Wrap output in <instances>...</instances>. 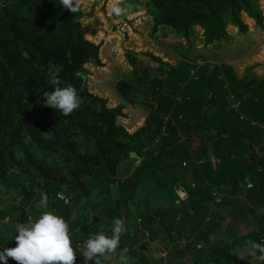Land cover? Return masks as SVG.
Instances as JSON below:
<instances>
[{
	"label": "trees",
	"instance_id": "16d2710c",
	"mask_svg": "<svg viewBox=\"0 0 264 264\" xmlns=\"http://www.w3.org/2000/svg\"><path fill=\"white\" fill-rule=\"evenodd\" d=\"M148 2L156 9L155 31L171 28L189 39L200 26L208 45L229 40V26L244 34L249 33L248 22L264 27L261 0ZM82 17V7L73 14L59 0H0V203L8 196L38 217L43 210L34 205L39 193L47 192V210L68 221L74 247L100 231L111 235L112 221L120 218L125 223L120 249H130V264H152L141 241L146 232L166 248L188 239L174 257L159 261L172 263L178 256L189 264L192 235V245H209L218 213L245 203L240 194L250 202L251 226L259 223L250 235L263 233V239L264 213L256 211L264 205V78L251 69L240 76L227 61L165 66L153 53L126 50L133 68L125 73L127 79L117 81V92L135 105L142 102L147 111L145 124L131 133L118 121L125 116L123 103L110 106L88 84L80 91L84 76L91 73L87 66H103L100 41L110 37L105 27H97L98 33L86 30V37ZM140 55L151 58L158 71ZM49 61L62 66L60 86L72 85L84 100L69 116L43 105L44 92L53 90ZM254 146L260 156L252 153ZM209 149L220 161L216 167ZM133 160L135 169L120 174L119 164ZM236 164L239 170L219 178L222 170ZM204 169L206 177L200 176ZM246 180L254 187L247 189ZM115 186L118 194L113 196ZM215 190L224 195L212 209ZM156 192L160 198L166 194L158 213L142 207ZM15 216L0 207V226L11 227L3 220L12 222ZM219 244L229 248V243ZM15 246L0 236V251ZM82 251L77 248L76 264H84Z\"/></svg>",
	"mask_w": 264,
	"mask_h": 264
},
{
	"label": "rangeland",
	"instance_id": "374dc122",
	"mask_svg": "<svg viewBox=\"0 0 264 264\" xmlns=\"http://www.w3.org/2000/svg\"><path fill=\"white\" fill-rule=\"evenodd\" d=\"M110 0H89L88 4L86 2H83L81 4L83 17H82V25L84 27V32L86 34V30H89L90 28H93V33H98L97 27H105L106 29H109L106 31V35L110 36L109 40L104 39L100 50V57L103 59L106 57L108 60L113 59L114 56L116 57H122L121 60L117 59L114 65L113 70L108 75V78L106 80H101L106 77L107 73H105V77L103 76V73L107 71V67H97L92 64L87 66V68L90 70V74L87 75V78L89 79L88 89L90 92H92V87H99V89H103L104 86H106V90H104V94H108L107 97L111 99V102H109V105L112 106L113 103L117 102L118 104L123 103L126 104V100L119 95L116 89L117 81L120 79H127L128 77L125 75L127 71H130L133 66L130 64L129 59L126 56V50H134L126 48L127 46H130L129 44H137V49L141 50L143 49V37L141 35H144L145 32L149 31V36L152 39L153 43H157V37L156 31L153 29L154 22L153 17L156 13V9L152 4L148 2V0H124V3L132 5L131 15L128 16H121V17H115L113 15H110L108 12ZM261 6L264 11V0H261ZM137 15L139 17H137ZM103 17L105 20H107L110 24V27L104 25ZM135 17V18H133ZM113 18L117 20L118 22H113ZM133 18V19H130ZM120 25L123 32L126 33V37L124 38L123 35L116 32H110V29L116 30L117 26ZM249 25V33H241L240 31L236 30L235 28L229 26V31L231 33V38L226 41L222 42H215L211 45L206 44V49L203 50V46L200 44H194L197 51H195V54H191V50L193 47H191V42H187L188 50L187 57L190 60L195 61L197 64L198 61H200V64L204 66L206 63H214V62H221V61H228V62H236L242 63L244 61L245 57H250L251 53H253L252 49H255L259 47V45H262L264 43V27H261L256 24L255 20L254 22H248ZM131 28V29H129ZM126 30H129L128 32ZM130 30H134L136 33L135 35L131 34ZM138 33V34H137ZM156 34V35H155ZM170 34L176 38L180 34L177 33L175 29H172ZM137 35H140L139 37ZM155 35V36H153ZM87 37V34H86ZM134 37V38H133ZM135 47V46H133ZM135 51V50H134ZM137 52V51H136ZM141 53V52H138ZM144 53V52H142ZM139 57H142L148 61L147 56L140 55ZM105 58V59H106ZM248 61V60H245ZM106 62V61H105ZM107 66V65H106ZM130 69V70H129ZM122 70H126L125 72H121ZM103 72V73H102ZM95 75H97L98 79L95 78ZM101 78V79H100ZM101 80V81H100ZM142 99V97H141ZM144 99V98H143ZM143 101V100H142ZM142 111H146L144 107H142ZM125 116L120 117L118 119L120 124H123L125 127H128L129 132H133V129L130 130L129 122H127V118L129 117V113H126V110H124ZM139 120V119H137ZM140 123V122H139ZM139 123L137 125H139ZM138 165L136 161H129V162H121L119 164V173L120 174H129V172H132L135 167ZM121 179H124V177H121ZM113 196H116L117 193V186L112 187ZM141 193V192H140ZM96 191L93 192L91 195V199H95ZM181 194V191L179 192ZM161 193L156 192V194L152 195V200L149 199V201L144 202L143 208L148 205L150 208L154 210L155 213H158L161 211V206H163L162 203V197H165L166 194L159 197ZM139 198H143L141 196ZM20 200V197L19 199ZM0 207L6 211H11L15 213V220L10 222L9 217H6L3 221L6 223H10L11 227H15L17 223H26L28 215L32 216L33 220L37 219L35 212L31 210L30 207L24 206L20 201L14 202L12 201L8 196H5L3 201L0 203ZM79 211V210H78ZM82 211V210H81ZM81 211L77 214L80 215ZM9 226H0V236L8 238L9 241L15 242L14 238L17 235L15 230H12ZM141 241H144V244L150 245V249H152V252L148 251L146 254L149 258L152 260V264H162L159 259L160 257L167 258V253L161 255L158 254L160 249L159 246L155 248V244L152 243L153 241H150L149 236L145 234H141ZM16 243V242H15ZM186 245V244H185ZM185 245H180L177 247L178 249L185 247ZM4 247H2L3 250ZM1 250V251H2ZM149 250V248H148ZM118 254L117 251L116 254H114L110 260L103 261L102 264H119L118 260ZM158 254V255H157ZM174 255V254H173ZM191 260V259H189ZM82 261L84 262V258H82ZM0 264H3L2 261H0ZM7 264H12V259H8ZM90 264H95V262H90ZM164 264H169L165 260ZM171 264H185L183 259L181 257H176L172 260Z\"/></svg>",
	"mask_w": 264,
	"mask_h": 264
},
{
	"label": "clouds",
	"instance_id": "9594fccd",
	"mask_svg": "<svg viewBox=\"0 0 264 264\" xmlns=\"http://www.w3.org/2000/svg\"><path fill=\"white\" fill-rule=\"evenodd\" d=\"M59 2L66 10L75 14L80 11L84 0H59ZM131 10L132 5L124 3V0H110L108 7L110 15L128 16L131 15ZM61 72L62 66L49 61L47 76L53 90L44 92L43 105L57 110L66 117L79 109L84 100L72 85L60 86ZM39 197L34 207L38 211H43L35 220L28 215L26 223L16 224L17 235L14 238L16 246L5 247L0 251V261L3 264H7L9 258L16 264H76L78 247L83 248L81 253L84 264H90L92 261L95 264H102L103 261L110 260L120 249L121 236L125 231V223L122 219L116 218L112 221L111 235L100 231L89 237L82 245L74 247L68 221L55 212L47 210L49 208L47 192L41 191ZM245 247L250 256L264 261V242L249 239L245 242ZM129 252L130 249L126 246L119 250V264H130Z\"/></svg>",
	"mask_w": 264,
	"mask_h": 264
},
{
	"label": "crops",
	"instance_id": "0c3cea01",
	"mask_svg": "<svg viewBox=\"0 0 264 264\" xmlns=\"http://www.w3.org/2000/svg\"><path fill=\"white\" fill-rule=\"evenodd\" d=\"M246 15V14H245ZM253 20V18H252ZM233 27V26H231ZM234 28V27H233ZM131 29V28H129ZM238 30V28L236 29ZM127 32L129 30H126ZM172 31L171 28L169 29H161L159 28L156 31V34L158 35L157 43H153L151 37L149 36V31L147 30L145 32L143 38V49L138 50L137 44H129L130 46H127L126 48L129 49H133L137 52H150L153 53L155 56L159 57L162 59L164 65L166 66L167 64H170L172 66H177L179 64H181L184 61L187 62H195L193 60H190L187 57V53L189 52L188 50V45L187 42H191V54H195V50L196 47L194 44H200L203 46V50L206 49V43L204 40V30L200 27V26H195L194 27V31L191 35V37L189 39L185 38V37H181L180 35L176 38H174L170 32ZM131 33L135 34L136 32L134 30H130ZM163 33H167V37H162ZM138 34V33H137ZM155 34V35H156ZM153 35V36H155ZM140 36V35H137ZM134 38V37H133ZM211 45V44H210ZM135 46V47H133ZM253 53H251L250 57H245L244 61L242 63H237L236 62H230L232 63L238 74L240 76H244L246 74V72L251 69L252 72L256 73V75L259 78H264V43L262 45H259V47L252 49ZM199 53V51H197ZM106 57H104L102 60L103 63V68L107 67V71L106 72H102L103 76L105 77V73H107L106 77L101 79V80H106V78H108V75L111 73V71L114 68L115 65V61L117 59L121 60L122 57H116L114 56L113 59L108 60ZM141 59H143L145 61L146 64L152 65L151 70L154 71H158L156 70V68L154 67V64L152 59L148 57V60L140 57ZM248 60V61H245ZM106 61V62H105ZM228 62V61H227ZM107 65V66H106ZM130 70V69H129ZM132 70V69H131ZM126 71V70H125ZM124 70H122L121 72H125ZM155 73V72H154ZM95 78L98 79L97 75H95ZM88 79V78H87ZM100 80V81H101ZM89 82V79H88ZM104 88L103 89H99V87L95 86L92 87L91 91L95 94H98L102 97L108 98L109 102H111V99L108 96V94H104V90H106V86L103 84ZM126 104H124L126 106V113H129V117L127 118V122H129V127L130 128H135L133 130V132H135L136 130H138L140 127H142L145 124L146 121V117H147V111H142V107L139 105V103L143 104L142 102L137 103L136 105L129 102V101H125ZM118 105L117 102L113 103L112 106H116ZM139 119V120H137ZM141 123V125L137 126L138 123ZM128 128V127H126ZM129 129V128H128ZM132 132V133H133ZM199 139L195 140V146H197L199 144ZM210 150V149H209ZM252 153L256 156H260L261 155V151L259 149L258 146H254ZM209 155L211 156V161L213 163V166L216 167L217 163H219L220 161L218 159H215L212 155V150L209 151ZM203 161L202 159L198 161V164H202ZM241 167V165L236 164V165H230L229 167H227L226 169L222 170V173L219 175L221 178V176H227L231 173H233L234 171L239 170ZM204 174L202 173L200 176H204L206 177L208 173L207 169L203 170ZM248 181L250 180H246V182L248 183ZM252 182V181H250ZM193 183V182H192ZM194 184V183H193ZM254 187V186H253ZM247 188V186H246ZM248 189V188H247ZM251 189V188H250ZM215 192H217L215 190ZM217 194L222 198L224 194H219L217 192ZM182 197L185 196V194L181 195ZM240 199H242L243 202L245 203H236V206L233 208L231 206L221 210L218 213V217L217 219H219L218 224H216L217 226V231L216 233H212V236L210 237V243L209 245H206L205 242H199L197 244V246L192 245L193 243V239H195V236L192 235L191 237V260L189 261V264H261L262 261L252 257L248 254L246 247H245V242L249 239L257 241V242H261V238L263 237V233H261V236H259V234L257 235L255 232L253 236L250 235V232H252L254 229L255 231H257L259 229L258 227V221L254 222L255 224H253L251 226L250 224V215L248 213V209L249 207H251L250 202L247 200L245 194H240L239 196ZM221 202H217L215 201V203L213 204V206H211V208L213 209V207L215 205H219ZM212 205V204H211ZM161 212V211H159ZM259 215L264 213V205L263 206H259L258 210L256 211ZM161 214V213H160ZM257 225V226H256ZM258 227V228H257ZM146 234L148 235V232H146ZM151 241V240H150ZM218 241V245L214 246L211 248V244H214L215 242ZM225 244V243H229V248H223V246L221 244ZM144 243V241L142 242ZM152 243L155 244V248L157 246H159V253H161V255L167 253L168 255H173V257L176 255V251H177V244H181V245H185L187 243H189V240L184 238V240L177 242V243H170L168 245V247L166 248L164 246L163 243L160 242V240H156L153 241ZM149 248V250H148ZM148 251L152 252V249H150V245H146V249L145 252L147 253ZM148 254V253H147ZM157 254V255H158ZM164 256V255H163ZM161 258V257H160ZM171 264V263H169ZM264 264V263H262Z\"/></svg>",
	"mask_w": 264,
	"mask_h": 264
},
{
	"label": "water",
	"instance_id": "95a60500",
	"mask_svg": "<svg viewBox=\"0 0 264 264\" xmlns=\"http://www.w3.org/2000/svg\"><path fill=\"white\" fill-rule=\"evenodd\" d=\"M110 32L120 33L121 35L124 36V38L126 37V33L122 31L120 25L117 26L116 30L110 29ZM86 84H87V76H84V80H83V83H82V85L80 87V91H84L85 90Z\"/></svg>",
	"mask_w": 264,
	"mask_h": 264
},
{
	"label": "built area",
	"instance_id": "2783aa9c",
	"mask_svg": "<svg viewBox=\"0 0 264 264\" xmlns=\"http://www.w3.org/2000/svg\"><path fill=\"white\" fill-rule=\"evenodd\" d=\"M197 64H200V61H198ZM179 99H180V98H179ZM183 164L186 165L185 162H184ZM253 186H254V184H253L252 182L248 181V183H247V188L250 189V188H252ZM215 195H216V201H217V202H221L222 198H221L219 195H217V194H215ZM261 241H264V238L261 239Z\"/></svg>",
	"mask_w": 264,
	"mask_h": 264
}]
</instances>
